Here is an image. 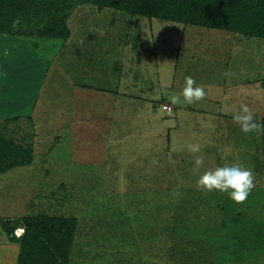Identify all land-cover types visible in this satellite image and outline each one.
Returning <instances> with one entry per match:
<instances>
[{"label": "rangeland", "instance_id": "374dc122", "mask_svg": "<svg viewBox=\"0 0 264 264\" xmlns=\"http://www.w3.org/2000/svg\"><path fill=\"white\" fill-rule=\"evenodd\" d=\"M68 27L30 121L1 131L32 158L0 175V217L75 218L70 264H264V246L226 244L237 212L264 223L261 133L233 119L241 104L264 118V40L85 5ZM186 76L204 100L173 103ZM237 163L255 176L245 203L198 190L205 171Z\"/></svg>", "mask_w": 264, "mask_h": 264}, {"label": "trees", "instance_id": "16d2710c", "mask_svg": "<svg viewBox=\"0 0 264 264\" xmlns=\"http://www.w3.org/2000/svg\"><path fill=\"white\" fill-rule=\"evenodd\" d=\"M84 5L98 12L110 9L125 13L129 18L170 22L264 40V0H0V35L30 40L34 48L41 41L65 43L70 38L68 19L76 8ZM9 121L0 122V175L29 165L32 158L31 144L25 139L16 142L11 136L1 135L8 124L30 119L16 116ZM260 123L264 124V118ZM261 144L264 190V132H261ZM137 170L142 169L139 166ZM242 217L240 212L232 217V225H236L229 229L232 241L226 244L254 256L263 250L264 223L253 221L250 214L248 217L252 221ZM76 225L75 218L43 214L3 221L0 229L18 244L17 264H70ZM224 225L227 227L226 223ZM18 226L23 233L14 237L13 232Z\"/></svg>", "mask_w": 264, "mask_h": 264}, {"label": "crops", "instance_id": "0c3cea01", "mask_svg": "<svg viewBox=\"0 0 264 264\" xmlns=\"http://www.w3.org/2000/svg\"><path fill=\"white\" fill-rule=\"evenodd\" d=\"M30 43L29 40L0 35V115H4L0 118L26 116L37 102L40 86L46 77L48 58L52 59L59 51V43L55 40L38 42L36 48ZM24 217L17 214L0 217V226L3 221ZM22 233L20 226L14 230L16 237ZM18 252V244L0 229V264H17Z\"/></svg>", "mask_w": 264, "mask_h": 264}, {"label": "clouds", "instance_id": "9594fccd", "mask_svg": "<svg viewBox=\"0 0 264 264\" xmlns=\"http://www.w3.org/2000/svg\"><path fill=\"white\" fill-rule=\"evenodd\" d=\"M230 75V73H225ZM207 92L203 85H197L191 76L185 77L184 87L180 94L173 97V103L193 104L206 98ZM234 122L240 126L245 134L264 132V124L254 119V113L247 104H241L238 112L234 114ZM187 150L193 154L201 152L202 146L198 143L188 144ZM195 169L198 171L204 165V156L196 155ZM256 187L255 176L252 169L243 164L225 165L205 171L197 180V188L205 193L219 191L227 193L229 198L236 204H243L247 201ZM179 195V192L176 193Z\"/></svg>", "mask_w": 264, "mask_h": 264}]
</instances>
